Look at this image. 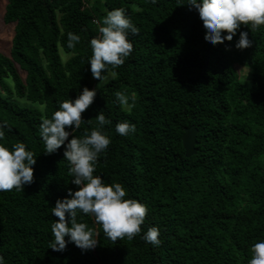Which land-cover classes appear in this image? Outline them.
Wrapping results in <instances>:
<instances>
[{"label":"trees","instance_id":"16d2710c","mask_svg":"<svg viewBox=\"0 0 264 264\" xmlns=\"http://www.w3.org/2000/svg\"><path fill=\"white\" fill-rule=\"evenodd\" d=\"M183 2L6 1L4 22L14 33L8 55L0 52L4 142H24L37 155L30 185L0 191L5 264H248L251 244L264 239V25H241L232 41L210 45L198 13ZM113 8L126 9L139 33L129 35L132 53L106 73L108 82L72 135L95 127L98 111L111 120L104 126L111 142L94 174L121 183L147 212L140 234L115 243L93 217L79 214L78 222L98 232L96 246L82 251L68 243L53 251L50 226L58 218L51 207L78 186L71 183L63 146L43 152L38 125L59 101L75 98L84 86L96 88L89 41ZM241 30L252 40L242 50L234 47ZM68 32L80 36L72 49ZM236 66L251 70L249 81ZM117 91L129 98V111L116 103ZM124 120L135 125L134 133L115 132ZM192 125L197 152L186 157L181 136ZM149 227L158 228L159 246L141 239Z\"/></svg>","mask_w":264,"mask_h":264},{"label":"clouds","instance_id":"9594fccd","mask_svg":"<svg viewBox=\"0 0 264 264\" xmlns=\"http://www.w3.org/2000/svg\"><path fill=\"white\" fill-rule=\"evenodd\" d=\"M181 4L196 10L204 30L203 39L210 45L232 41L241 25H250L253 30L264 25V0H184ZM135 10L140 9L137 7ZM97 23L98 35L89 41L91 55L87 63L92 77L99 83L93 89L82 87L73 99L59 101L51 117L42 118L38 125L43 152L52 154L63 146V158L69 165L71 183L78 186L75 190L67 189V195L57 198L51 207V214L58 218L50 226L53 239L48 247L53 251L62 252L68 243H73L82 251L96 246L98 232L83 221L78 222L79 214L93 217L106 238L115 243L124 238L131 240L140 234L147 212L146 205L128 196L121 183H107L101 175L94 174L98 157L111 142L104 131V126L111 124V120L98 111L95 127L86 130L83 136L72 135L85 121L81 114L93 102L97 89L108 82L106 73L110 68L122 65L132 53L133 44L129 35L139 33L124 8L106 11ZM79 42L78 34L67 33L69 49ZM251 46L248 32L239 31L234 47L242 50ZM115 98L125 111L131 109L132 104L123 93L117 91ZM7 127L6 121L0 122V191H22L24 186L33 182L32 166L37 154L27 150L24 142H16L9 147L4 142ZM114 127L121 136L135 132V125L127 120L117 122ZM158 236V228L149 227L141 239L146 244L159 246ZM250 253L248 264H264V239L252 243ZM0 264H5L2 256Z\"/></svg>","mask_w":264,"mask_h":264},{"label":"rangeland","instance_id":"374dc122","mask_svg":"<svg viewBox=\"0 0 264 264\" xmlns=\"http://www.w3.org/2000/svg\"><path fill=\"white\" fill-rule=\"evenodd\" d=\"M7 0H0V52L8 55L13 37V24L4 22L5 5ZM63 59L66 55L63 51L60 52ZM236 71L239 77L245 81H249L251 70L249 68H242L236 66ZM26 102V101H22Z\"/></svg>","mask_w":264,"mask_h":264},{"label":"water","instance_id":"95a60500","mask_svg":"<svg viewBox=\"0 0 264 264\" xmlns=\"http://www.w3.org/2000/svg\"><path fill=\"white\" fill-rule=\"evenodd\" d=\"M196 135L197 128L194 125L185 128L183 131L181 141L186 157H190L197 152L198 141L196 140Z\"/></svg>","mask_w":264,"mask_h":264}]
</instances>
